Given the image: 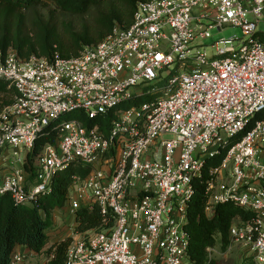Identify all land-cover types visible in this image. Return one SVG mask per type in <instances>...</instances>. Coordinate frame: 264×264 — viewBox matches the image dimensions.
I'll list each match as a JSON object with an SVG mask.
<instances>
[{"label":"built area","instance_id":"1","mask_svg":"<svg viewBox=\"0 0 264 264\" xmlns=\"http://www.w3.org/2000/svg\"><path fill=\"white\" fill-rule=\"evenodd\" d=\"M262 20L264 0H145L130 27L116 25L78 56L0 52V81L16 92L0 111V196L34 205L80 161L91 172L74 176L65 214L98 204L116 222L87 233L73 222L66 264H190L189 207L206 175V214L222 203L251 212L233 223L229 247L243 244L264 264ZM228 26L243 36L215 41L209 55L204 42ZM139 97L147 100L122 108ZM72 111L115 118L108 134L63 121L31 175L25 164L40 135Z\"/></svg>","mask_w":264,"mask_h":264},{"label":"trees","instance_id":"2","mask_svg":"<svg viewBox=\"0 0 264 264\" xmlns=\"http://www.w3.org/2000/svg\"><path fill=\"white\" fill-rule=\"evenodd\" d=\"M145 0H0V52L16 50L20 57L32 55L53 59L56 55L69 59L78 56L86 46L97 45L109 36L116 25L130 27L139 2ZM264 41V34H258ZM0 81V111L14 102L15 90ZM147 99L139 97L122 105L130 108ZM114 111L91 118L83 111H72L53 121L40 135L35 149L28 154L25 167L35 174V157L47 145H55L63 121L77 119L88 128L108 134ZM90 166L76 161L53 178L51 191L34 205H19L11 194L0 196V264H12L17 246L42 255L43 264H66L72 237L51 243L50 230L55 225L57 210L66 207L69 190L76 175L87 176ZM206 175L195 184L186 229L190 235L188 259L192 264H217L209 248L220 241L224 250L231 245L230 229L234 222L244 224L253 218L232 203L216 206L213 217L206 214ZM78 233L107 231L115 226V216L100 205L80 208L74 218Z\"/></svg>","mask_w":264,"mask_h":264},{"label":"rangeland","instance_id":"3","mask_svg":"<svg viewBox=\"0 0 264 264\" xmlns=\"http://www.w3.org/2000/svg\"><path fill=\"white\" fill-rule=\"evenodd\" d=\"M52 2V0H47ZM258 30L264 34V20L261 21ZM242 29L240 27L228 26L223 31H219L218 29L213 31L212 37L207 39L204 43L207 45L206 50L209 55L215 54V49L211 48L210 45L215 41L221 39H230L233 37H242ZM143 90H140L139 93H142ZM11 153L9 154V156ZM10 169V165H3V170ZM69 220V218H67ZM67 234L69 232V228L71 227L70 220L67 221ZM55 227V226H54ZM66 234V235H67ZM210 257L215 259L217 264H256L254 261L253 253L250 248L243 244H234L229 247L227 250H224L222 247V243L219 241L217 246L213 248L210 253ZM26 264H40L42 259L39 255H27L25 256ZM192 264V263H190Z\"/></svg>","mask_w":264,"mask_h":264},{"label":"crops","instance_id":"4","mask_svg":"<svg viewBox=\"0 0 264 264\" xmlns=\"http://www.w3.org/2000/svg\"><path fill=\"white\" fill-rule=\"evenodd\" d=\"M66 212L62 209V210H57L54 212L55 214V227L53 226V228L50 230V239H51V243H54L55 241L59 240V239H63L66 234H67V221L70 220L71 224L74 222V218L72 216H70L69 214H65ZM69 218V220L67 219ZM15 250L21 255L23 256L21 261L15 262V264H26L25 261V256L30 255V256H34L37 255V253L29 250L28 248L24 247V246H17L15 248ZM39 255V254H38ZM39 257H41L42 261L40 264H43L45 262V259L43 258L42 255H39Z\"/></svg>","mask_w":264,"mask_h":264}]
</instances>
